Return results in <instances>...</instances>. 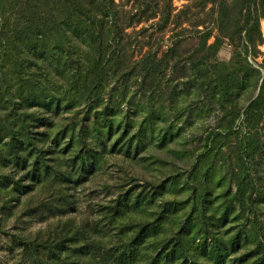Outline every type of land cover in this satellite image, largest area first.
Here are the masks:
<instances>
[{
    "label": "rangeland",
    "instance_id": "374dc122",
    "mask_svg": "<svg viewBox=\"0 0 264 264\" xmlns=\"http://www.w3.org/2000/svg\"><path fill=\"white\" fill-rule=\"evenodd\" d=\"M0 45V264H264V0H0Z\"/></svg>",
    "mask_w": 264,
    "mask_h": 264
},
{
    "label": "trees",
    "instance_id": "16d2710c",
    "mask_svg": "<svg viewBox=\"0 0 264 264\" xmlns=\"http://www.w3.org/2000/svg\"><path fill=\"white\" fill-rule=\"evenodd\" d=\"M69 44L70 43H66V42L65 43H59L57 46L54 45L55 49H51V50L48 49V47L46 45L42 46L43 48L39 47V46L33 47V46L29 45L26 47L28 50L25 51V50L21 49V51H22V54L28 52V54L32 55L33 57H40L42 54H45L44 57H73L71 54H66L67 52H69L68 51L69 50ZM67 48H68V50H67ZM2 49H3V54L5 55V53L8 51V46L0 45V50H2ZM44 49H45V51H44ZM43 52H45V53H43ZM38 100L40 102H43V105L47 104V100L45 98L41 99V97H39ZM261 107H263V109H264V82H263V88L261 91V95H259V97L251 103L250 110L251 111L252 110H261L264 113V110H262Z\"/></svg>",
    "mask_w": 264,
    "mask_h": 264
}]
</instances>
